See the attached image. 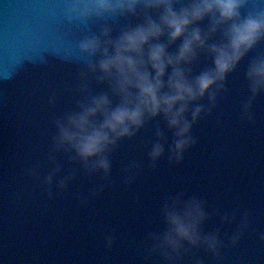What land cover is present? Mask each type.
<instances>
[{
	"label": "water",
	"instance_id": "95a60500",
	"mask_svg": "<svg viewBox=\"0 0 264 264\" xmlns=\"http://www.w3.org/2000/svg\"><path fill=\"white\" fill-rule=\"evenodd\" d=\"M68 3L0 0V264H169L151 236L163 203L181 191L206 202V230H219L223 246L218 255L190 248L175 264H264V94L252 99L248 113L243 108L251 95L244 67L264 54V42L229 75L215 103L207 95L197 102L205 110L182 159L171 157L173 133L157 117L117 143L107 173L93 171L56 146L55 122L81 98L88 64L81 39L122 21L83 20L68 14ZM260 10L258 0L242 9ZM15 11L33 16L26 29L7 25ZM26 32L29 48L48 52L40 67L27 64L22 39L15 41ZM88 86L103 87L90 73ZM157 141L165 153L153 161ZM225 215L234 218L224 222Z\"/></svg>",
	"mask_w": 264,
	"mask_h": 264
},
{
	"label": "clouds",
	"instance_id": "9594fccd",
	"mask_svg": "<svg viewBox=\"0 0 264 264\" xmlns=\"http://www.w3.org/2000/svg\"><path fill=\"white\" fill-rule=\"evenodd\" d=\"M264 4V0H258ZM247 0H69L67 12L80 19L105 23L81 39L87 72L75 108L56 120L55 143L93 171L110 170L109 154L124 137L162 117L173 133L171 157L177 161L195 143L193 124L206 95L215 103L229 75L264 42V10L245 14ZM103 87L88 86V74ZM244 78L251 93L244 104L264 94V54L247 60ZM189 114L191 118H189ZM163 136V133H157ZM165 153L164 143L152 144L153 161ZM53 176L48 177L51 183ZM63 181L61 186H63ZM210 213L195 193L170 195L160 208V227L152 233L153 250L169 264L202 248L219 254V230H206ZM234 217L222 219L230 223ZM247 217L231 236L238 243Z\"/></svg>",
	"mask_w": 264,
	"mask_h": 264
}]
</instances>
